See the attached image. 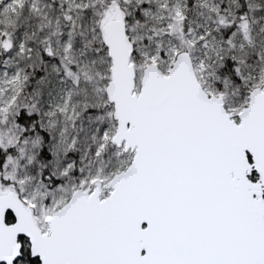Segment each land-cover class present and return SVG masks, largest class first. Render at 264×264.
I'll return each mask as SVG.
<instances>
[{
    "label": "snow or ice",
    "instance_id": "1",
    "mask_svg": "<svg viewBox=\"0 0 264 264\" xmlns=\"http://www.w3.org/2000/svg\"><path fill=\"white\" fill-rule=\"evenodd\" d=\"M0 264H264V0H0Z\"/></svg>",
    "mask_w": 264,
    "mask_h": 264
}]
</instances>
